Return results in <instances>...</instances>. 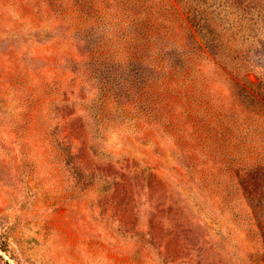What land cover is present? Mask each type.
Returning a JSON list of instances; mask_svg holds the SVG:
<instances>
[{
    "label": "rangeland",
    "instance_id": "obj_1",
    "mask_svg": "<svg viewBox=\"0 0 264 264\" xmlns=\"http://www.w3.org/2000/svg\"><path fill=\"white\" fill-rule=\"evenodd\" d=\"M148 2L165 19L162 38L173 22L201 49L173 84L192 114L114 108L102 130L104 89L92 84L96 98L71 112L89 124L80 152L89 176L76 183L43 131L53 105L33 109L30 78L48 60L65 96L70 56L86 48L73 41L86 34L62 5L0 0V240L10 250L0 254L10 264H264V107L244 96L249 80L264 101V0Z\"/></svg>",
    "mask_w": 264,
    "mask_h": 264
},
{
    "label": "trees",
    "instance_id": "obj_2",
    "mask_svg": "<svg viewBox=\"0 0 264 264\" xmlns=\"http://www.w3.org/2000/svg\"><path fill=\"white\" fill-rule=\"evenodd\" d=\"M23 3L35 10H40L41 6L62 5L61 8L71 12L72 19L80 21L71 24L72 31L86 34L83 40L79 38L73 41L76 45L85 42L86 48L80 54L70 56V61L73 62L71 73L75 77L65 96L54 88L57 84L51 80V63L48 60L44 61L47 67L41 68L36 77L30 78L35 89L32 93H36L33 109L47 103L53 105L52 118H47L50 123H44L43 131L63 156L64 164L68 166L74 182L82 183L89 176L84 175L87 166L84 158L80 157V152L86 145L89 124L79 113L71 112L80 103H86L85 98H96L95 94H92L93 97L88 94L92 91V84L104 89L97 104L101 113L100 123L97 122L102 130L113 127L114 108L124 114L128 109L136 107L135 111L143 117H148V114L174 116L175 108L181 109L182 114H192L189 113L190 108L185 107L187 102H184L190 97L185 96L186 91H182L183 87L179 82V85L173 84L180 76L188 74L187 67L192 65L201 49L190 48L188 42L180 38L176 23L173 22L169 24L173 30L168 36L171 40L162 38L165 19L161 21L160 14H154L148 0H23ZM157 24L159 25L154 27ZM81 63L87 64L86 70L80 68ZM119 68H125L126 72L118 78ZM148 74L150 76L147 79L145 77ZM128 75L131 76L130 81L126 79ZM129 83L136 85L134 94ZM247 83L250 89H244L246 100H251L258 108V104L264 107V101L257 95L258 87L249 80ZM32 120V115L26 116L22 118V124L30 125ZM11 125L20 127L19 122H12ZM92 183L91 180L88 187ZM120 222L121 228H126L125 221ZM151 240H156L154 235ZM0 252L10 254L5 239L0 240ZM0 263L10 264L1 254Z\"/></svg>",
    "mask_w": 264,
    "mask_h": 264
}]
</instances>
